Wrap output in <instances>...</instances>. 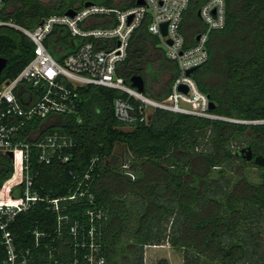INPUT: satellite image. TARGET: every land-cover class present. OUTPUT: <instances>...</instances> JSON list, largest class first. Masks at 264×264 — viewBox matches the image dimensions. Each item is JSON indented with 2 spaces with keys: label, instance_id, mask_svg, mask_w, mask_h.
<instances>
[{
  "label": "trees",
  "instance_id": "16d2710c",
  "mask_svg": "<svg viewBox=\"0 0 264 264\" xmlns=\"http://www.w3.org/2000/svg\"><path fill=\"white\" fill-rule=\"evenodd\" d=\"M87 1L108 8L127 7L124 0ZM3 3L0 20L28 30L69 9L51 12L36 0ZM225 4L224 26L210 33L208 59L192 74L198 89L214 104L211 113L224 120L148 107L146 121L124 125L114 117L113 101L127 96L90 86L78 89L73 112L35 118L20 129L16 139L30 144L29 192L38 201L16 215L8 231L17 250L30 252L29 264H47L50 256L68 262L77 257L80 264H87L85 256L92 245L106 264H143L144 248L165 242L184 251V264H200L202 259L208 264H264L259 238L264 225L260 170L264 168L252 163L260 182L249 180L248 162L236 155L239 149L233 151L237 143L240 148L249 146L253 156L264 157V0H225ZM136 32L140 42L132 45L117 73L126 83L136 75L145 83L157 81L153 64L163 65L164 50L145 27L132 37ZM57 33L61 43L74 45L76 39L59 29L47 38V50L60 61L63 57L53 38ZM139 43L162 54L151 58ZM33 49L22 32L0 26V57L7 61L0 86L19 74L32 59ZM167 93L168 89L163 95L152 94L145 87L143 95L163 101ZM130 102L141 106L133 99ZM125 126L131 130L125 131ZM54 133L73 141L74 147L63 151L69 161L62 164L55 158L50 164L40 163L39 151L32 145ZM117 146L127 152V171L136 175L134 181L125 175L126 168L118 171L109 162ZM12 174L11 161L0 155V187ZM113 179L126 181L124 195L111 190ZM25 190L23 183L12 195L24 196ZM55 199L59 215L52 209ZM72 227L76 237L70 233ZM36 232L45 235L37 248ZM78 242L81 248H75Z\"/></svg>",
  "mask_w": 264,
  "mask_h": 264
},
{
  "label": "built area",
  "instance_id": "2783aa9c",
  "mask_svg": "<svg viewBox=\"0 0 264 264\" xmlns=\"http://www.w3.org/2000/svg\"><path fill=\"white\" fill-rule=\"evenodd\" d=\"M130 1V5L124 9L93 4L75 9L73 17L65 14L51 15L33 30L0 20V26H15L30 39L34 47L32 59L19 74L0 86V155L9 151L13 154V174L0 187V264H29L31 260L28 250L16 249L8 231L9 222L38 201V197L29 192L32 182L28 175L30 144L17 140V133L35 118L45 119L53 114L73 112L78 89L100 87L127 96L113 101L114 117L124 125L146 121L148 107L198 118L224 120L211 113L208 96L198 89L192 75H187V72L206 63L209 35L224 26L225 0H207L199 7L197 16L204 28L197 32L192 45H186L182 33L190 0H140L141 5L137 4L139 0ZM3 6V0H0V16ZM94 18H112L113 22L108 26H96L90 22ZM164 23L167 27L166 36L163 37L160 27ZM141 27L159 39L165 58L176 64V76L171 82L169 95L163 101L145 97L143 93L131 88L129 82L126 83L117 73L128 57L132 35ZM55 29L64 30L76 39L74 50L60 61L45 46V41ZM181 86L186 88V93L180 90ZM130 99L139 102L141 106L136 107ZM32 147L39 151L40 163L50 164L56 158L64 164L70 156L63 155V151L73 148L74 143L67 136L54 133L41 138ZM23 183L26 188L24 196H13L12 190ZM58 202L55 199L51 204L53 211L59 215ZM3 217L5 221L1 222ZM75 229H70L74 237ZM34 236L37 248L39 238L45 235L36 232ZM82 246L78 242L75 248ZM90 247L91 251L85 256L87 264H106L103 256L94 253L93 245ZM47 264H80V259L75 257L72 262H68L50 256Z\"/></svg>",
  "mask_w": 264,
  "mask_h": 264
},
{
  "label": "rangeland",
  "instance_id": "374dc122",
  "mask_svg": "<svg viewBox=\"0 0 264 264\" xmlns=\"http://www.w3.org/2000/svg\"><path fill=\"white\" fill-rule=\"evenodd\" d=\"M41 6L44 8H48L51 12H58L65 8H73L77 9L78 6L81 3H84L86 0H36ZM126 2V5L129 6L131 1L130 0H124ZM118 3V1H117ZM193 23V22H192ZM11 24L15 25L16 27H19L15 24V22H12ZM191 26V23L189 24ZM14 27V29H16ZM18 30V29H17ZM144 106H149L147 104H144ZM125 131L131 130V127L125 126L123 127ZM248 141H246L247 143ZM245 143V144H246ZM240 149L239 144L233 145V151H237ZM129 157L127 156V152L123 146H117L114 151V156L109 158V162L112 166L116 167V169L121 171V168H126L125 175L130 176L131 181H134L136 178V175L132 173V171L128 170L129 165ZM238 164L236 163V166ZM256 168L253 166L252 163H247L245 166V173H247V177L249 180L259 183L260 180L257 178V176L254 174L256 172ZM200 172L201 170H197ZM130 172V173H129ZM133 174V175H131ZM109 186L111 190H113L116 194H122L124 195L126 192V181L124 179H119L117 181L110 180ZM259 238L261 243L264 245V225L261 226V233L259 234ZM184 251L182 249H177L174 247H171L168 243H164L162 245H155V246H146L144 248L143 253V264H184ZM200 264H208L204 259L200 262Z\"/></svg>",
  "mask_w": 264,
  "mask_h": 264
},
{
  "label": "crops",
  "instance_id": "0c3cea01",
  "mask_svg": "<svg viewBox=\"0 0 264 264\" xmlns=\"http://www.w3.org/2000/svg\"><path fill=\"white\" fill-rule=\"evenodd\" d=\"M116 1H118V3L120 2V0H116ZM202 2L203 0H191L188 11L185 13L184 21L182 24V33L185 37L186 45H192L194 43V38L197 32L204 28V25L201 23V21L199 20L197 16L198 8L200 7V4ZM90 22L96 26H108L113 22V19L112 18H94L90 20ZM190 23H191V26L189 25ZM59 32H62V30H59ZM139 36H140V33L136 32V34L131 38L128 52L132 51L130 49L132 45L135 43V41L137 43L140 42ZM53 38L56 41V44L59 45V46H56L57 53L61 55L62 57L68 53L67 52L68 50H71V48L73 49V47L75 46V44L73 45L71 42L69 44H65L64 42L61 43L62 37L60 36V33H57V35H55V37ZM139 45L141 49L143 48L146 49L147 56H150L151 58L160 56L162 54L161 50L153 49L154 47L151 45H144L140 43ZM162 60H163L162 66H160L156 62L155 64H153L154 70L158 74L157 81L145 83V87H147V89H149L152 94H158V95L160 94L163 95L165 91L168 89L167 95H169L170 85L174 77L176 76L177 69H176V64L174 62L168 61L167 59H164V58Z\"/></svg>",
  "mask_w": 264,
  "mask_h": 264
},
{
  "label": "water",
  "instance_id": "95a60500",
  "mask_svg": "<svg viewBox=\"0 0 264 264\" xmlns=\"http://www.w3.org/2000/svg\"><path fill=\"white\" fill-rule=\"evenodd\" d=\"M137 4L138 5H141L142 2L139 0L137 1ZM93 5V2L91 1H87L83 4V7H89ZM66 16H69V17H73L74 14H75V9H68L65 13H64ZM130 20V18H129ZM166 27H167V24L164 23L161 25L160 27V30H161V35L164 37L166 36ZM197 39V37H196ZM170 44V42H168ZM7 64V61L6 59L4 58H1L0 57V75L3 71V69L5 68ZM196 69H191L187 72V75H192L194 72H195ZM129 85L131 88L135 89L137 92L139 93H143L144 92V87H145V82L143 80V78L141 76H132L130 79H129ZM180 90L184 93H186V88L184 86H181L180 87ZM214 107V104L212 102H210L209 104V108L210 110H212ZM236 123H244V122H238L236 121ZM3 155L5 157H7L10 161L12 160L13 158V154L11 151L9 152H4ZM236 155H240L242 157V159L246 162H249L253 159V153H252V150L249 146H246V147H243V148H240ZM253 163L258 166V167H261V168H264V157L263 156H255L254 159H253Z\"/></svg>",
  "mask_w": 264,
  "mask_h": 264
},
{
  "label": "flooded vegetation",
  "instance_id": "af4514ba",
  "mask_svg": "<svg viewBox=\"0 0 264 264\" xmlns=\"http://www.w3.org/2000/svg\"><path fill=\"white\" fill-rule=\"evenodd\" d=\"M237 156H240V155H237ZM241 157V156H240ZM254 157L255 156H253V159H254ZM242 158V157H241ZM253 159L251 160V161H249L248 163H253ZM261 170V172L263 171V173H264V169H260Z\"/></svg>",
  "mask_w": 264,
  "mask_h": 264
}]
</instances>
